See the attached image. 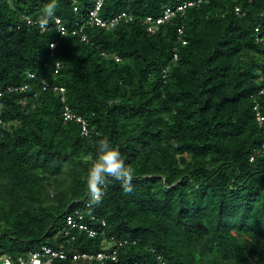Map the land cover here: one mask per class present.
Returning <instances> with one entry per match:
<instances>
[{
	"label": "trees",
	"instance_id": "1",
	"mask_svg": "<svg viewBox=\"0 0 264 264\" xmlns=\"http://www.w3.org/2000/svg\"><path fill=\"white\" fill-rule=\"evenodd\" d=\"M165 5L105 0L104 18L133 15L107 28L92 0H0V249L115 236L130 243L104 264H264V0H206L149 31ZM74 208L96 237L57 234Z\"/></svg>",
	"mask_w": 264,
	"mask_h": 264
},
{
	"label": "built area",
	"instance_id": "2",
	"mask_svg": "<svg viewBox=\"0 0 264 264\" xmlns=\"http://www.w3.org/2000/svg\"><path fill=\"white\" fill-rule=\"evenodd\" d=\"M94 6L89 11L88 23L91 25L99 27L113 28L119 24L122 20L131 21L133 15L128 12H121L112 18H104L101 14V10L104 6L105 0H92ZM206 0H174V5H165L162 11V14L159 17L147 16L145 22L149 31H155L158 29L160 24H163L169 21L176 14H185L189 7L199 5ZM237 12H240L239 8H236ZM29 24H34V21L27 17ZM56 26L57 31L62 35H65L68 32V29L65 25L62 24L61 20L56 17ZM79 25V23H77ZM42 30L47 29L45 25H41ZM82 30V29H81ZM179 34H183V29L179 28ZM82 40L87 41V36L82 35ZM185 44L186 41L183 40ZM53 46V44H51ZM177 54L174 55V59L177 60ZM119 60V57H116ZM60 65L57 64V67ZM166 72V70H164ZM30 79L35 78L34 74H30ZM27 90L29 89V83H25L22 86L9 87V90ZM42 89L43 90H52L57 91L61 94V100L66 102L65 87L58 85H51L45 79L42 80ZM1 95V93H0ZM257 113L256 117L260 124L264 121V115L258 110V105H256ZM63 118L66 121L76 120L82 124V134L88 135V122L78 115L69 105L65 104L63 109ZM0 123H3L0 120ZM264 150V144L262 149H257L251 155V161H253L257 154ZM91 180L93 185L96 183L98 187L97 191L93 193V198L98 199L101 197L106 189V182L102 177L92 175ZM89 206V205H88ZM84 214L78 208H74L70 213L66 215L65 223L63 227L57 232L58 235H63L64 237L69 238L70 240H75L76 235L74 231L85 232L89 237H96L98 235V230L91 227L88 223L84 222ZM102 225L106 226V222L103 220ZM104 234V231H102ZM130 243L129 239H117L115 236H111L110 239L105 238L103 242V247L97 251H86L77 249L73 252L68 251L64 248H53L48 245L42 246L40 249L35 251H29L23 255H13L11 253L5 252L0 249V264H54V260L57 258L66 259L71 255L74 261L83 260V261H95L97 264H104L107 260L115 261L118 259V251L123 246ZM164 264H167L164 262Z\"/></svg>",
	"mask_w": 264,
	"mask_h": 264
}]
</instances>
